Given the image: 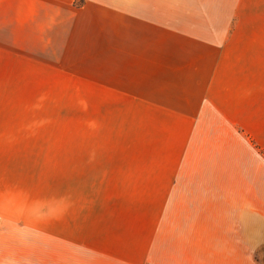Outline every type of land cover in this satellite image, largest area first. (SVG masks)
I'll use <instances>...</instances> for the list:
<instances>
[{
	"label": "rangeland",
	"instance_id": "1",
	"mask_svg": "<svg viewBox=\"0 0 264 264\" xmlns=\"http://www.w3.org/2000/svg\"><path fill=\"white\" fill-rule=\"evenodd\" d=\"M116 1H75L72 24L46 26L40 44L31 25V57L39 49L45 64L31 71L24 102L46 125L40 161L46 222L11 236L0 264H264V149L255 146L253 159L246 154L237 161L236 186L222 182L215 191L182 184L155 191L142 174L141 168L161 172L166 161L179 167L182 144L167 137L182 131L151 108L162 97L151 96L149 80L134 72L133 47L123 42L128 33L119 31L132 18L119 14ZM141 85L147 90L135 94ZM75 158L77 200L70 211L65 179ZM86 163L92 172L81 173ZM185 167L196 170L198 161ZM251 167L252 175H245ZM60 168L61 207L55 192ZM55 213L60 224L53 222ZM69 215L77 219L76 246L52 236L59 227L69 236Z\"/></svg>",
	"mask_w": 264,
	"mask_h": 264
},
{
	"label": "crops",
	"instance_id": "2",
	"mask_svg": "<svg viewBox=\"0 0 264 264\" xmlns=\"http://www.w3.org/2000/svg\"><path fill=\"white\" fill-rule=\"evenodd\" d=\"M75 1L0 0V250L4 256L11 236L46 222L45 166L40 163L45 158L46 125L31 116L30 105L24 102L30 94L31 71L45 61L39 49L31 57L29 32L32 25L40 33V44L46 26L71 25L78 14ZM115 8L132 18L119 31L128 33L123 42L133 47L134 72L139 80H149L151 96L162 97L163 103L151 108L163 111L167 122H174V130L182 131V136L167 137L170 143L182 144L179 167L166 161L161 172L141 168L142 174L157 185L155 191L163 185L165 191H173L178 184L195 186L188 187L193 191L211 186L219 190L223 183L236 186L232 177L238 174L237 161L247 159L246 154L253 159L255 146L264 149V0H117ZM139 89L135 94L147 90L142 85ZM191 145L198 148L196 157ZM194 160L196 170L185 167V161ZM78 170L75 158L65 179L70 211L77 200ZM103 170L108 176L110 167ZM247 170L250 173L245 175H252L253 167ZM80 171L92 169L86 163ZM58 176L55 192L61 207V168ZM55 200L58 204V197ZM60 218L55 213V225ZM68 219L69 236H63L60 227L52 236L60 244L64 239L76 246L77 219L72 215Z\"/></svg>",
	"mask_w": 264,
	"mask_h": 264
}]
</instances>
